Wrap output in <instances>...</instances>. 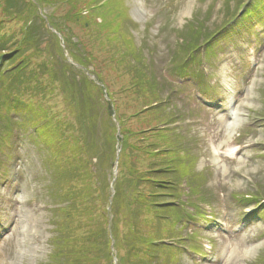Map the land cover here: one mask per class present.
<instances>
[{"label":"rangeland","instance_id":"rangeland-1","mask_svg":"<svg viewBox=\"0 0 264 264\" xmlns=\"http://www.w3.org/2000/svg\"><path fill=\"white\" fill-rule=\"evenodd\" d=\"M24 1L27 6L21 12L14 13L7 12L6 1L0 0L2 36L11 37L8 40L10 49L16 52V55L20 54L17 60L25 53L30 54L29 59L33 63L29 67L32 73L30 78L38 76L40 71L37 66L41 62L49 60L51 63L53 58L55 61L50 64V70L43 69L47 71L44 76L45 88H38V93L33 94V97L32 94L26 95L25 98L31 104L13 120L23 121L27 126H23L21 137L16 139L14 150L9 152L10 158L6 153H2L3 159L8 160L9 165L4 171L6 174L0 173V264H54L51 240L56 234L55 223L61 219L60 214L53 211L57 207L58 199V190H55L57 171L60 160L62 163H68L67 158L71 157L72 147L81 149L75 163L82 164V169L85 168L83 186L87 187L90 194V205L95 198L100 200V193L94 191L104 175L107 182L113 176L107 190V193L111 192V196L114 195L115 180L126 186L125 193L115 200L121 222L111 221L107 227L112 240L110 247L113 257L118 254L121 257L120 264L126 261L129 264H132V261H137L138 264H209L210 257L218 260L216 264L220 261L218 258L225 262L227 260L226 264H233L228 260L234 259L235 254L241 259L234 261V264H264V238H261L264 233V221L254 223L244 231H233L240 234L227 242V233H217L214 238L217 237L218 240L215 251L213 247L209 257L203 259L192 253L188 242L182 239L183 235L180 233L190 234L198 230L204 237L201 242L206 245L207 235L214 236L215 233L202 232L209 228L202 225L201 229V224L191 221L184 232L179 230L175 226L179 212L177 208L173 209L174 214L169 213L167 226L162 222L163 226H166L164 232H167L155 237L175 238L176 241L167 246L164 244L163 248L155 247L154 258L141 262V257L146 256V253H136L139 246L129 252L123 240L132 226L126 222L127 196L132 189L129 184L134 178V171L130 168L134 145H139L140 139V136L132 134L133 130L153 124V114L147 110V104L157 97L164 96L168 87L179 88L176 82L180 76L172 71L170 66L185 62L190 52L198 60L199 56L201 57L202 64L197 63L195 71L197 74L203 72L208 83L216 87L212 97L222 99L220 109L225 108V111L218 108L207 109L199 104L193 92L188 90V85L184 86L187 92L179 88L178 101H174L173 108L183 111L187 120L176 131L183 138L186 136L191 147V162L186 163L183 168L192 172L194 184L204 196L216 201L221 192L225 193L228 204L221 202L215 207L223 216V220L234 219L238 222L245 216L240 224L242 228V224L247 223L246 219L252 216V211L248 212V215L240 209L241 204L235 194L264 188V51L259 69L251 70L254 76L245 88L243 85L250 70L247 65L240 67V56L245 51L238 46H241L243 37H247L248 30L256 27V36L264 39V0L254 1V6L256 3L259 5L257 4L253 16V19H256L247 24H252V27L246 26L248 30L245 31V28L239 25L232 32L219 34L206 46L207 55L204 47L193 49V46L205 41L231 17L241 0H107L102 6L101 0ZM91 4L92 8L89 7ZM30 17H34V23L37 22L41 26L46 23L56 38L47 34L40 47L25 52L26 48L22 46L21 41ZM111 26H120L119 32H110ZM199 35V40L193 42ZM253 37L252 35L251 38ZM46 50L51 52L46 53ZM52 52H56L54 57ZM199 52H204V56L199 55ZM62 54L64 56H61ZM141 56L146 58L151 76L147 75L139 80L133 73L125 72V68L137 67ZM61 60L63 63L69 61L75 65L76 70H84L91 79L99 80L98 86H103L101 91L88 86L81 89L80 102L86 103L88 110L82 109L80 105L78 82L71 81L70 84V80L62 76L58 68L62 67ZM99 72H102L100 77ZM100 79L104 84L100 85ZM134 80L143 84L141 94H134V90H129L131 81ZM185 80L184 84L201 82L192 75ZM232 81H237V86H232ZM181 82L182 80H178L179 84ZM226 82H231L229 87L225 85ZM29 85L26 92L36 88L33 84ZM231 87L239 89L243 95L238 97L236 102L235 97L232 99L234 106L228 104V100L225 102L222 97L230 94ZM102 99L111 104L112 115L109 112V103L101 102ZM141 109L146 111L138 116L132 115ZM231 117L233 119L230 122ZM227 123L232 125L228 127ZM254 124L255 127L262 128L253 127ZM43 129L50 130L49 141L46 143L39 133V130ZM242 131L247 133L246 136L241 135ZM194 135L197 138H194ZM70 138L72 141L69 145L64 143L63 139ZM193 139L196 141H192ZM235 142L245 147L240 152L242 158L234 163H229V160L227 164L221 165V172L217 175L219 159L214 148L219 146V149L227 150L225 146L230 147ZM64 145H67L66 149L63 148ZM109 145L114 146L116 150L114 171L111 150V156H105L109 153ZM56 146H60V149L57 150ZM95 156L104 160L97 164ZM146 161L147 159L139 158L138 166L143 167ZM100 168L103 177H99L98 182L95 171ZM182 189L186 191L183 187ZM187 198L184 194L180 197L182 201ZM111 201L110 197L107 210ZM113 219L114 214L110 213V220ZM161 219L163 221L162 217ZM135 222V225L143 228L145 234L152 231L151 222L152 225L160 223L154 218L151 209L142 210L141 216L137 217ZM178 238H181V241H177ZM206 249L210 250L209 245ZM118 260L117 257L115 261Z\"/></svg>","mask_w":264,"mask_h":264},{"label":"trees","instance_id":"trees-1","mask_svg":"<svg viewBox=\"0 0 264 264\" xmlns=\"http://www.w3.org/2000/svg\"><path fill=\"white\" fill-rule=\"evenodd\" d=\"M5 1L7 12L12 11L18 13L27 6V3L24 0ZM63 1L70 2L72 0ZM89 7L92 8V4ZM229 18L221 26L225 25ZM44 24L45 25L42 24L41 26L37 22L34 23V17H30L27 20V28L24 31L23 39L21 41L22 46L26 48L24 50L25 52L35 50L37 46L40 47L47 34L56 38L55 34L52 33L53 31L47 27V24ZM43 29L46 31H43ZM119 29L120 26H111L109 31L117 33L119 32ZM58 30L60 31L59 28ZM200 36L201 35L192 41L195 42L196 39L199 40ZM10 38L11 37L6 38V35L2 36L0 32V149H2L1 146H3L8 140L10 133L13 130L14 122L10 117V113L12 111H17L19 113L25 112L26 108L31 104L25 96L32 94L33 97V94L38 93V88H45L44 76L47 75L46 72L50 70V64H54L55 61V58H53L51 63H49V60L45 61V63L41 62L39 66H37L38 71H40L38 76L30 78L32 73L29 67L33 64L32 60L29 59L30 54L28 53L26 55L25 53L17 60L20 54L16 55V52H12V49H10V41H8ZM199 44L200 42L195 44L193 49L198 47ZM45 52L48 53L51 51L46 50ZM52 54L54 57L56 52H52ZM61 56H64V54ZM65 62L66 64H64ZM61 63L62 67L58 66V68L60 69L62 76L68 78L70 84H72L71 81L78 82V86L76 83L73 84L77 86V92L80 94L79 102L81 101V89L85 86H88L89 88L92 87L94 90L98 89V91L103 90V86L101 87L97 85L99 80L95 81L94 79H91L90 75L84 70L80 68L76 70L75 65L69 63L67 60L64 61V63L61 60ZM138 64L141 65V67ZM137 65V67L134 66L133 68L130 66L128 68L126 67L125 72L133 73L139 80L150 75L149 64L143 63V56L139 58ZM43 69L47 71H44ZM101 73L102 72L98 73L99 77ZM55 80L56 79H54V81ZM34 81L35 83H33ZM100 81V85L104 84L102 79H100ZM131 82L129 90H134V94H141L143 84L138 80ZM29 84H33L36 88L28 89L26 92L27 87L30 86ZM157 87L158 85L155 90H157ZM165 98L166 97L163 96L161 98L157 97L155 100L147 104V110H149L150 114H153L152 119H154V122L152 125H145L142 128H153L150 131H144L146 132L145 134L138 135L140 136L139 145H134L135 150H133L134 155H132L133 159L130 167L134 171V178L129 184L132 186V189L127 196L128 216L126 222L128 225L131 224L132 226L123 240L125 244H127L129 252L135 250L139 246V250L137 249L136 253H141L140 255H143V252L146 253V256L141 257V262H146L153 258L154 252L152 253V248H149V242L153 238L152 236L161 235L164 232V228L168 225L167 219L169 213L173 212L172 207L165 205V200H168L165 198L166 193L168 192L166 189L171 180L173 178L177 179L180 174L170 172L174 171V169H177V172L179 170L183 172V166L186 163L185 157L180 158L179 153L176 150L179 144L183 142L184 138H181L183 136L172 130L169 131L168 129L159 128L160 124L167 123L166 120L169 119L171 114H177V112H175L176 110H171L170 106L172 107V104L169 106V103H167ZM101 102L109 103L106 102L105 99H102ZM80 105L82 109L88 110V105L86 103L80 102ZM100 105L102 104L100 103ZM108 105L110 115H112L111 112L113 110L111 104L109 103ZM145 111L146 110L142 109L137 110L136 112H133L132 115L135 116V113L140 115ZM18 124L22 127L25 126V128L27 126L23 121H19ZM39 131L43 141L45 143L49 141L48 139L50 135L48 133H50V130L46 131L43 129ZM132 134L135 135L134 132ZM63 141L69 145V142L72 141V139H63ZM67 145H64L63 148L66 149L65 146ZM60 146H56L57 150L60 149ZM108 149L109 153L105 154V156L106 158H109L112 154V169L114 171L116 150H114V146L111 145H109ZM86 151H88L87 148ZM71 152V157L67 158L68 163H62V160L59 161L60 165L58 166L59 169L57 171V186L55 190H58L56 195L58 199L56 203L57 207L53 211L60 214V217L61 219L63 218V220L59 219L54 227L56 234L51 240V244H53L54 248L52 259L54 257L55 261H53V263L113 264L114 257L110 247V242L112 240L107 227L111 221L120 220L118 212L116 211L115 200L125 193L126 186H124V183L115 180L113 188L114 195L111 196V192L107 193V190L110 188L109 184L111 185V179H113V176L107 182L106 175H104L103 179L100 178L101 183H99L94 191V193H100V200L95 198L92 201V205H90V194L87 187L83 186L85 180V168L82 169V167H84L82 164L75 163L78 159L77 154H81V149L78 147H72ZM82 153L85 154V150L82 149ZM96 157L98 160L97 164H100L104 160V158L102 159L100 156H95V158ZM139 158L147 159L143 167L138 166ZM83 164L85 165L86 163ZM95 172L99 182V177H103L101 175V168ZM109 194L112 201L109 210H107V207H109V202H107L110 199V197H108ZM147 209H151L154 218L160 222H158V225H152L151 222L152 231H148V233H146L148 235L144 233L145 231L143 228L141 229L138 225H135V219L141 216L142 210L146 211ZM110 213L111 215L114 214L113 220H110ZM160 213L163 215V221L160 217ZM83 217L85 219H83ZM162 222H164L166 226H163ZM116 225H118V222H116ZM116 255L119 259L118 263L120 264L121 257L118 256V254ZM136 262L137 261H132V264H138ZM121 264H129V262L126 261Z\"/></svg>","mask_w":264,"mask_h":264},{"label":"bare ground","instance_id":"bare-ground-1","mask_svg":"<svg viewBox=\"0 0 264 264\" xmlns=\"http://www.w3.org/2000/svg\"><path fill=\"white\" fill-rule=\"evenodd\" d=\"M226 125H228V123H227ZM231 125H232V124L228 125V127L231 126ZM228 127H227V128H228ZM219 136L221 137V135H219ZM240 259H241V257H240L238 254H235V255H234V259L229 258L228 262L230 261V262H233V264H234V261H238V260H240Z\"/></svg>","mask_w":264,"mask_h":264}]
</instances>
